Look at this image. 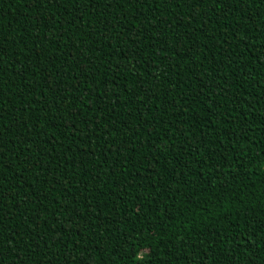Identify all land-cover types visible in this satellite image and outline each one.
Here are the masks:
<instances>
[{
	"label": "trees",
	"instance_id": "16d2710c",
	"mask_svg": "<svg viewBox=\"0 0 264 264\" xmlns=\"http://www.w3.org/2000/svg\"><path fill=\"white\" fill-rule=\"evenodd\" d=\"M0 264H264V0H0Z\"/></svg>",
	"mask_w": 264,
	"mask_h": 264
}]
</instances>
